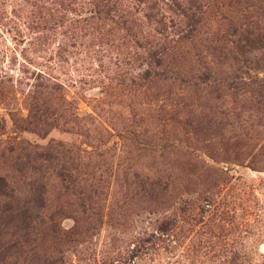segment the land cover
Masks as SVG:
<instances>
[{
  "label": "rangeland",
  "instance_id": "rangeland-1",
  "mask_svg": "<svg viewBox=\"0 0 264 264\" xmlns=\"http://www.w3.org/2000/svg\"><path fill=\"white\" fill-rule=\"evenodd\" d=\"M260 5L0 0V173L41 180L24 148L88 151L61 155L45 223L4 230L0 264H264V70L213 50Z\"/></svg>",
  "mask_w": 264,
  "mask_h": 264
},
{
  "label": "trees",
  "instance_id": "trees-1",
  "mask_svg": "<svg viewBox=\"0 0 264 264\" xmlns=\"http://www.w3.org/2000/svg\"><path fill=\"white\" fill-rule=\"evenodd\" d=\"M257 8V7H256ZM262 6L258 7L260 11ZM239 12H243L240 17L244 22H239L238 25H233L230 23L229 31L227 30L221 38H218L217 41L222 44L221 47L214 46L213 50L221 54L219 57L227 59L232 58L234 71L233 75L237 76L238 74H248L251 70L259 72L264 70V29H262L258 22H255L251 18H258L259 14H264V10L260 11L259 14L256 13L253 16H249L250 13H245L244 9H239ZM198 23L196 17L190 16L188 26L190 30L186 35L179 36L181 40L189 41L192 39L194 43V38L197 36L193 35L194 25ZM233 28V29H232ZM164 54H160L157 57V68L158 75H163L161 73H173L176 74V67L173 62L164 58ZM204 71L202 76L211 77L215 74L216 69L207 64L204 65ZM223 73V71H220ZM43 154L41 155V162L32 156L30 149L24 148L23 151L26 152L28 161L25 162L33 171L41 172V180L36 179L34 176H25L20 175V178L10 177L8 175H3L0 173V235L4 233V230L9 229L13 223L16 222L18 218L21 217L22 226L26 227L25 235L29 237V234L36 229L33 224V227L29 228V225L33 223L31 219L37 220L36 224L45 223L43 214L47 210L46 206V195L48 191V180L53 176L60 179L61 184H64L62 179L65 174L70 172L69 168L65 166V163L61 161L65 155H77L82 153H88L86 150H81L75 146H68L62 144H56L55 146L48 145L44 149ZM40 162V163H39ZM14 166H17V171L22 174L24 172L23 164L14 162ZM30 191V196L22 203L20 202V196L22 194V189ZM69 188V187H66ZM61 214V210L57 209L50 216L52 221L57 216ZM17 226V225H15ZM25 228L23 227L22 230ZM6 256L0 254V262H4Z\"/></svg>",
  "mask_w": 264,
  "mask_h": 264
}]
</instances>
